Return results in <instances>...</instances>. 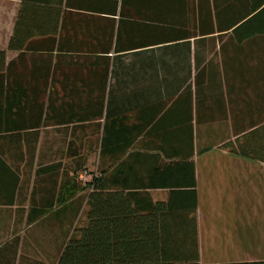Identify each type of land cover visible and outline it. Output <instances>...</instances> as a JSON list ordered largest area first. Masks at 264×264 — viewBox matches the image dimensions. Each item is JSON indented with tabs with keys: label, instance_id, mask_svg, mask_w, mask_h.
<instances>
[{
	"label": "crops",
	"instance_id": "obj_1",
	"mask_svg": "<svg viewBox=\"0 0 264 264\" xmlns=\"http://www.w3.org/2000/svg\"><path fill=\"white\" fill-rule=\"evenodd\" d=\"M212 8L219 10L221 26L230 28L220 32L215 51L226 41L224 49L233 54V42L264 40V0H217ZM101 21L92 19L93 45L86 48L89 23L65 2L0 0V50L7 63L15 62L0 97V120H34L42 102L22 97L27 89H44L46 105L39 128L0 130V264L58 263L85 213L87 190L78 176L84 169L98 173L104 192H138L143 199L150 194L154 201H167L193 179L198 263H264V161L224 146L244 135L237 132L246 119L245 82L238 75L226 82L223 68L195 67L196 58H205L203 65L213 56L219 33L191 38V68H185L187 49L173 68H147L149 54L141 49L102 50ZM91 56L92 69L72 68ZM37 65L44 68L35 71ZM38 72L44 82L36 79ZM89 88L91 96L84 92ZM186 89L192 90L191 101L182 96ZM87 99L93 103L91 119L80 121L81 114L69 120L68 107L65 114L47 116L49 104ZM24 103L27 114L9 109ZM191 135L193 172L186 161ZM183 222L190 227L186 215ZM179 225L177 216L176 231ZM170 242L173 250L186 246L179 237ZM168 256L166 262L175 264L176 251Z\"/></svg>",
	"mask_w": 264,
	"mask_h": 264
},
{
	"label": "trees",
	"instance_id": "obj_2",
	"mask_svg": "<svg viewBox=\"0 0 264 264\" xmlns=\"http://www.w3.org/2000/svg\"><path fill=\"white\" fill-rule=\"evenodd\" d=\"M25 1V0H24ZM45 2H65L69 9H76L83 13L88 36L85 47L93 45L92 19L100 18L104 26H100V40L104 46L102 50L125 53L141 49L148 52L147 68H173L175 60H180L181 54L187 49V64L191 68L190 49L191 38L219 33L213 37L214 51L216 43H220V32L228 31V26H221L219 10H213L210 0H34ZM21 18V15H20ZM105 27V29H103ZM235 33V31H234ZM98 35V37H99ZM235 50L219 45L217 51L203 64L205 58H196V68H223L225 80L238 78L245 82L244 103L246 119L239 122L238 134L244 133L242 138L229 141L224 146L231 153L252 159L264 161V40L233 42ZM15 38L11 39L10 47L15 48ZM232 54V55H231ZM80 59V58H78ZM110 59V58H109ZM93 57H85L84 61L74 64L72 68L92 69ZM15 62L7 63L6 52L0 50V97L4 96L6 87L4 82L10 80L11 68ZM44 68L37 65L35 71ZM108 69V68H106ZM238 72V73H237ZM38 82L43 81V72L34 74ZM86 75L92 77L90 71ZM85 75V76H86ZM10 97L11 91L7 90ZM24 90L22 97L41 100L35 107L34 120L2 121L0 130H16L18 132L28 128H39L44 125V93L37 87L30 93ZM85 94L92 95V89H84ZM229 94L230 90L228 91ZM187 99L192 97V90L186 89L182 95ZM88 98V97H87ZM23 99V98H22ZM9 106H7L8 108ZM23 109L27 114L28 104L10 106L9 109ZM31 109L34 105L31 104ZM68 107L71 115L69 120L84 118L91 119L93 103L87 99L85 104H69L47 106V116L65 114ZM3 110V104L0 111ZM54 113V114H52ZM99 115V114H97ZM51 117V116H50ZM59 116L58 118H60ZM67 120H58L62 123ZM234 123H236L234 121ZM236 131V128H235ZM21 138V137H20ZM103 145H107L104 136ZM191 152L186 156L187 164L194 170L193 136L190 138ZM204 150L199 151L202 153ZM183 161V160H181ZM84 189L87 190L84 224L74 229L63 247L57 264H170L168 254L176 251L175 264H199V242L196 223L197 197L195 184L192 179L186 183V190L176 188L167 201H154L150 194L147 199L140 198V193L104 192L101 178L94 177L93 171L87 170ZM90 171V172H89ZM176 191V192H175ZM184 193L185 195H183ZM183 198H178V196ZM131 213V214H130ZM130 214V215H129ZM178 214L179 230L176 231ZM190 218V227L184 224L185 218ZM193 221L195 229H193ZM186 224L188 222H185ZM172 225L173 228L168 227ZM160 225V227H159ZM141 226H147V232H140ZM125 228L124 230L122 228ZM113 229V230H111ZM125 231V232H123ZM185 240L186 246L173 250L170 241ZM140 242H143L142 244ZM187 244H190L188 247ZM242 264H264L263 262H245Z\"/></svg>",
	"mask_w": 264,
	"mask_h": 264
},
{
	"label": "rangeland",
	"instance_id": "obj_3",
	"mask_svg": "<svg viewBox=\"0 0 264 264\" xmlns=\"http://www.w3.org/2000/svg\"><path fill=\"white\" fill-rule=\"evenodd\" d=\"M90 172V171H89ZM79 178L80 179H82V180H86V178L88 179V178H90V177H88V175H87V171L84 169V170H81L80 172H79ZM86 222V220H85V213L78 219V224H84Z\"/></svg>",
	"mask_w": 264,
	"mask_h": 264
}]
</instances>
